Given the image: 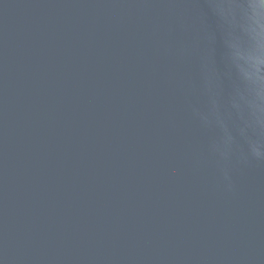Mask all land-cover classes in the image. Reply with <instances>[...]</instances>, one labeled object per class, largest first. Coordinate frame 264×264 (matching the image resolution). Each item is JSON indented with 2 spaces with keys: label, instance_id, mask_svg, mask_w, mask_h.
Segmentation results:
<instances>
[{
  "label": "water",
  "instance_id": "water-1",
  "mask_svg": "<svg viewBox=\"0 0 264 264\" xmlns=\"http://www.w3.org/2000/svg\"><path fill=\"white\" fill-rule=\"evenodd\" d=\"M264 0H0V264H264Z\"/></svg>",
  "mask_w": 264,
  "mask_h": 264
},
{
  "label": "clouds",
  "instance_id": "clouds-1",
  "mask_svg": "<svg viewBox=\"0 0 264 264\" xmlns=\"http://www.w3.org/2000/svg\"><path fill=\"white\" fill-rule=\"evenodd\" d=\"M251 153L256 159L264 160V154H261L257 148H251Z\"/></svg>",
  "mask_w": 264,
  "mask_h": 264
}]
</instances>
